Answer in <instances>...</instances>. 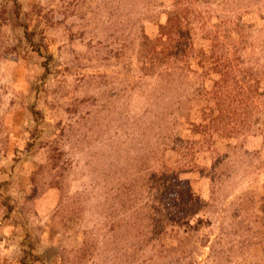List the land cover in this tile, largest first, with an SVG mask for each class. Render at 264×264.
<instances>
[{
  "label": "rangeland",
  "instance_id": "rangeland-1",
  "mask_svg": "<svg viewBox=\"0 0 264 264\" xmlns=\"http://www.w3.org/2000/svg\"><path fill=\"white\" fill-rule=\"evenodd\" d=\"M175 1L0 0V264H264V112L202 144L193 72L139 56ZM184 1L226 62L264 38V0Z\"/></svg>",
  "mask_w": 264,
  "mask_h": 264
},
{
  "label": "trees",
  "instance_id": "trees-1",
  "mask_svg": "<svg viewBox=\"0 0 264 264\" xmlns=\"http://www.w3.org/2000/svg\"><path fill=\"white\" fill-rule=\"evenodd\" d=\"M203 1L188 0V3L199 4ZM174 5V9L168 13L166 22L159 26L158 38L147 45L145 49L148 50L147 55L139 52V56L140 58L143 55L146 56L149 58L148 64H154L156 61L154 55H163L166 58V65L162 67L159 64V69L161 70L162 67L167 74L175 65L179 66L176 70L181 71L178 73L179 76L184 77V71L193 72L195 81L190 82L180 77L173 86L187 91L188 96H190L191 89L192 91H205L198 95L202 96L206 102L204 101V107H198L199 117H197V124L194 125L195 130H199L202 137V144L217 139L216 135L218 137L230 136L243 126L246 127L255 115L264 112L262 106L258 104L259 100L264 101V63H253L238 55L239 47L246 49L249 47L248 42L253 40L255 41L252 44L256 43L260 48L264 38L258 31L257 35H252V39H249L246 27L250 28V25L239 21L237 28L232 33L228 31L225 35L228 38L232 34L233 51L236 53L233 64V61L226 62L216 50H213L215 45L209 44L208 49V46L198 48L195 44L194 34L197 33L196 28L199 27L195 28L193 25L199 23L202 26L205 23L203 12L197 9L191 10L184 0H176ZM141 32L144 34L143 28ZM262 48L264 49V46ZM185 64L187 68L183 67ZM230 78H232V88L223 91L228 88ZM192 97L195 101L196 95ZM172 100L178 106H182L184 102L180 97L178 99L173 97ZM238 104L244 107L243 112L238 110ZM241 114L244 116L239 119ZM223 116L229 119L224 120ZM194 135L198 136V133Z\"/></svg>",
  "mask_w": 264,
  "mask_h": 264
}]
</instances>
